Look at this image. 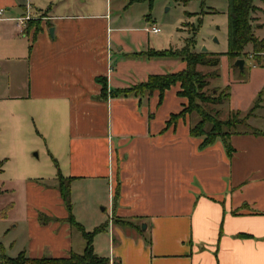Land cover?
I'll return each instance as SVG.
<instances>
[{"label":"crops","instance_id":"1","mask_svg":"<svg viewBox=\"0 0 264 264\" xmlns=\"http://www.w3.org/2000/svg\"><path fill=\"white\" fill-rule=\"evenodd\" d=\"M136 2L116 14L109 8L56 13L49 6L34 15L29 0H0V104L7 101L0 105V133L7 128L9 141L20 144L32 119L56 178H73L79 222L95 211L86 207L78 215L74 202L108 191V200L98 202L108 219L98 217L90 229L80 223L88 231L107 224L94 245L111 264H264V135H232L230 157L221 139L201 148L202 138L190 134L192 114L166 128L187 103L180 84L166 90L162 103L159 91L102 97L99 77L111 92L187 66L181 58L139 54L173 47L158 36L161 29L148 31L143 19L134 25L127 10ZM255 4L262 31L255 14L264 11V0ZM248 63L247 79H236L231 60L221 56L217 87H230V112L246 114L264 90V55L260 64ZM258 110L251 125L263 117ZM26 195L28 244L20 252L40 258L84 251L86 240L67 221L58 186L30 182ZM33 206L54 219L43 224Z\"/></svg>","mask_w":264,"mask_h":264},{"label":"rangeland","instance_id":"2","mask_svg":"<svg viewBox=\"0 0 264 264\" xmlns=\"http://www.w3.org/2000/svg\"><path fill=\"white\" fill-rule=\"evenodd\" d=\"M130 1L29 0V3H32V13L34 15L38 12V8L47 10L49 6L53 9L52 12L56 13H65L66 11L94 13L100 9L109 8L111 12L116 14L122 13L123 6L128 5ZM93 2L98 3L96 9L92 8ZM127 13L131 15L134 25L139 24L143 19V22L149 23L148 27H151V25L159 27L161 33L158 36L167 39L173 49L182 48L187 39L194 36L195 32L197 40L195 49L202 51L206 48L210 53H226L228 51V0H188L186 3L182 0H142L130 5ZM255 15L260 17L259 22L264 21V11L257 12ZM256 26L257 34L264 37V28L260 31L261 27ZM193 28H196V30L194 31ZM245 59L247 60V66L244 70L238 66L236 67V61H231V70L234 71L236 79L246 80L248 77V61H253V59L250 56L245 57ZM199 69L207 74L215 70L206 66H199ZM218 70L221 79H219L220 76L209 79L210 84L205 88L208 94H213L215 89H218V93H220L223 89L217 87V84H220L223 78L220 66ZM1 78L4 80V76ZM3 90L5 91L4 85H0V95L4 93ZM227 102L228 100L223 104L204 103V105L213 113L219 110L220 118L227 119L231 114ZM4 104H7L6 100L5 103L0 105ZM257 114H261L263 117L253 120L251 122L253 126H251L262 130L264 129V110H258ZM191 118L193 124L200 119L197 113H193ZM28 123L32 126L30 127L31 132L25 133L22 137L23 142L20 144L14 145L9 141L7 128L0 133V163H2V169L4 170L0 174V254L4 253L12 257L17 256L28 244L27 210L29 203L26 195L28 183L37 182L46 186H58L59 183L55 176L53 163L45 153L44 143L41 138L36 136V130L33 128L34 122L28 118ZM240 128L245 129L243 126ZM108 195V191H102L98 194H88L85 202H74L76 212L83 208L85 213L86 207L91 208V212L95 211V217L93 218L89 214L79 216L82 217L79 218L81 221L87 223L89 229L98 221V217L108 219L107 212L102 210L105 204L100 205L98 203L103 199L108 200ZM33 209L38 211L39 221L54 219V216L46 215L37 206H33ZM78 236V238H82L80 235ZM98 239L102 244H105L108 240L107 236L103 234L99 235Z\"/></svg>","mask_w":264,"mask_h":264},{"label":"trees","instance_id":"3","mask_svg":"<svg viewBox=\"0 0 264 264\" xmlns=\"http://www.w3.org/2000/svg\"><path fill=\"white\" fill-rule=\"evenodd\" d=\"M142 1V0H139ZM188 2V0H182ZM258 6L255 0H228V51L226 53H210L208 51H195L196 33L188 38L186 44L179 49H150L139 54L148 57H174L181 58L187 64L186 68L168 74L150 75L149 78L130 88L115 89L109 92L107 79L99 77L102 83V97L109 96H144L146 93L159 91L160 103H162L164 94L167 89L180 84L178 94L187 99L183 109L177 113L171 114L167 121L166 128L175 125L180 119L186 118L188 115L197 113L200 117L199 121L192 124L190 134L193 137L202 138L201 148L213 145L218 139H221L225 145L228 155L231 157L235 151L231 144V136L235 134L252 133L254 135H264V131L253 128L249 123V119L254 115L255 111L262 107L264 102V90L260 91L255 99L253 107L243 114L241 111L231 112L227 119L220 118V111L214 113L206 108L204 103L223 104L230 98V87L227 86L218 93V89L213 94H208L205 88L210 84L209 79L219 76V66L221 56L227 55L231 61L245 59L251 57L253 61L260 64L264 55V39L257 37L254 32L256 17L253 15ZM39 23L38 21H33ZM194 31L196 28H193ZM39 30V26L36 31ZM249 46L252 51L247 49ZM199 66L214 68L211 73H204L199 70ZM237 67V66H236ZM243 126L245 129H241ZM2 172V163H0V173ZM58 188L67 207L69 224L78 230L86 240V246L81 253L71 252L67 257H40L33 258L27 255L26 251L20 252L17 256L12 257L4 253L0 254V264H111V259L107 256L98 254L95 250V237L104 231L107 224H101L91 231L86 230L84 225L80 223L73 213V205L71 201V182L73 178H65L60 174ZM49 220L41 221L43 224ZM133 225L132 222H126ZM112 264H119L113 262Z\"/></svg>","mask_w":264,"mask_h":264},{"label":"built area","instance_id":"4","mask_svg":"<svg viewBox=\"0 0 264 264\" xmlns=\"http://www.w3.org/2000/svg\"><path fill=\"white\" fill-rule=\"evenodd\" d=\"M2 10H0V15L2 14ZM25 19H28L27 17ZM148 31L152 32V33H159L160 32V28L157 27L156 25H151V27H149L147 29Z\"/></svg>","mask_w":264,"mask_h":264},{"label":"water","instance_id":"5","mask_svg":"<svg viewBox=\"0 0 264 264\" xmlns=\"http://www.w3.org/2000/svg\"><path fill=\"white\" fill-rule=\"evenodd\" d=\"M53 33V31H52ZM203 51H207L206 48L203 49ZM244 63H245V60L244 59H238L235 64L236 66H238L240 69H243L244 68ZM145 227V226H144Z\"/></svg>","mask_w":264,"mask_h":264}]
</instances>
